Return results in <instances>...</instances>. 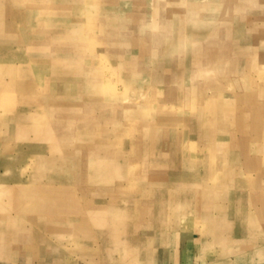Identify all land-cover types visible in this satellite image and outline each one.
Here are the masks:
<instances>
[{"label":"rangeland","instance_id":"rangeland-1","mask_svg":"<svg viewBox=\"0 0 264 264\" xmlns=\"http://www.w3.org/2000/svg\"><path fill=\"white\" fill-rule=\"evenodd\" d=\"M159 227L264 264V0H0V262Z\"/></svg>","mask_w":264,"mask_h":264},{"label":"crops","instance_id":"crops-1","mask_svg":"<svg viewBox=\"0 0 264 264\" xmlns=\"http://www.w3.org/2000/svg\"><path fill=\"white\" fill-rule=\"evenodd\" d=\"M183 227H159L153 235L141 238L127 245L117 248L110 256L96 254L87 257L86 262L80 264H222V257L208 253L211 244L199 232ZM2 260V259H0ZM22 257L16 255L15 260L0 264H22ZM14 262V263H13Z\"/></svg>","mask_w":264,"mask_h":264}]
</instances>
